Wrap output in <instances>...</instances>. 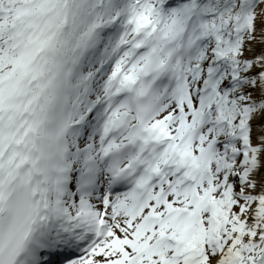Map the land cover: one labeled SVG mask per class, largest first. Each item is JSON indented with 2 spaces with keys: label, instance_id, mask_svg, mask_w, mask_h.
Wrapping results in <instances>:
<instances>
[{
  "label": "snow or ice",
  "instance_id": "6c2138e0",
  "mask_svg": "<svg viewBox=\"0 0 264 264\" xmlns=\"http://www.w3.org/2000/svg\"><path fill=\"white\" fill-rule=\"evenodd\" d=\"M0 264H264V0H0Z\"/></svg>",
  "mask_w": 264,
  "mask_h": 264
}]
</instances>
